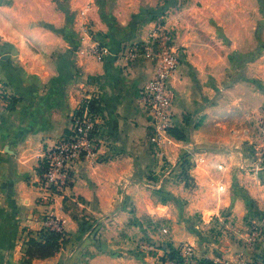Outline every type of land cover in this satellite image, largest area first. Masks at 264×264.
Listing matches in <instances>:
<instances>
[{
	"label": "crops",
	"instance_id": "1",
	"mask_svg": "<svg viewBox=\"0 0 264 264\" xmlns=\"http://www.w3.org/2000/svg\"><path fill=\"white\" fill-rule=\"evenodd\" d=\"M5 1L0 92L16 102L9 109V97L0 98V264H159L167 249L186 243L204 260L240 252L264 261V238L244 245L250 222L264 226V136L256 131L264 40H248V28L242 40H179L187 49L171 80L176 136L160 149L150 142L139 97L155 59H130V47L153 27L130 23L142 0H116L111 9L110 0ZM105 9L114 37L133 29L131 38H94L109 28ZM65 27L69 40L59 36ZM96 43L111 54L98 60ZM88 99L98 107L97 154L75 166L71 185L45 204L43 154ZM46 214L60 220L67 243L49 259L29 260L24 242L44 229ZM217 217L226 223L218 239L209 231Z\"/></svg>",
	"mask_w": 264,
	"mask_h": 264
},
{
	"label": "built area",
	"instance_id": "2",
	"mask_svg": "<svg viewBox=\"0 0 264 264\" xmlns=\"http://www.w3.org/2000/svg\"><path fill=\"white\" fill-rule=\"evenodd\" d=\"M83 16L85 14H82ZM86 27L83 33L87 34ZM161 27L154 29L149 40L135 43L130 47V59L134 61L138 55L155 59L153 77L140 90L139 97L148 114V129L150 142L160 149L173 144L171 132L176 129L174 105L176 95L171 87V80L181 67V55L172 44V40H158L162 36ZM91 53L98 59L111 54V50L100 43L91 48ZM91 99L85 100L72 117L71 127L63 137L43 154L41 164L45 166L40 177L43 190L42 202L49 204L55 194L69 187L72 182V172L84 158H94L99 149L97 140L98 114L89 107ZM264 126V116L261 118ZM219 169H224L219 166ZM45 229L57 233H65L60 220L48 216L44 219ZM168 233L166 229L163 230ZM144 250H152L147 244H142ZM174 254V257L170 255ZM159 264H264L263 260H247L242 256L229 260L215 258L204 260L199 258L191 243L181 244L176 248H169L159 257Z\"/></svg>",
	"mask_w": 264,
	"mask_h": 264
},
{
	"label": "rangeland",
	"instance_id": "3",
	"mask_svg": "<svg viewBox=\"0 0 264 264\" xmlns=\"http://www.w3.org/2000/svg\"><path fill=\"white\" fill-rule=\"evenodd\" d=\"M2 1L0 0V4ZM115 1L110 0L111 4L108 5L110 9L112 6L115 7ZM5 2L13 4L15 1L6 0ZM137 8L138 12L133 14L130 19L132 26L133 24L135 26L146 23L153 24L147 38L144 40H149L150 33L154 29L161 27L163 34L158 40H172V44L175 45L181 55V65L187 47L181 45L179 40H242V33L243 31L246 32V28L249 30L248 40H264V0H142ZM106 9L102 16L108 21L107 25L109 28L106 31H96L94 38L102 41L107 39L128 40L131 38L134 34L133 29L127 33L124 32V35L114 37L115 29L112 26L115 25L110 18L111 11ZM59 31H61L59 36L63 39L69 40L72 38L66 27L59 29ZM1 59L3 60V58ZM4 97H9L8 100H15L16 102V98L13 96L0 92V98L3 100ZM262 109V116H264V106ZM77 110L78 107L74 110L71 120ZM258 125L259 127L256 126V131L260 130L264 136V126L261 124V119L258 121ZM48 216L55 217L46 214L45 218ZM214 222L215 224L211 226L209 231H217V235L214 236L218 239V237L223 235L222 230L225 229L226 223L225 221H219V217L215 218ZM247 235L244 245L250 248L256 247L258 239L261 238L262 240L264 238V226L261 223L250 222ZM237 242L242 241L237 240ZM239 250H242V248ZM235 254L233 257L240 255L250 259L244 253ZM220 255L219 258H224V256L222 257L224 254ZM233 257L225 256V258ZM260 259H264V256L262 257L261 255Z\"/></svg>",
	"mask_w": 264,
	"mask_h": 264
},
{
	"label": "trees",
	"instance_id": "4",
	"mask_svg": "<svg viewBox=\"0 0 264 264\" xmlns=\"http://www.w3.org/2000/svg\"><path fill=\"white\" fill-rule=\"evenodd\" d=\"M107 47L110 49L109 46ZM8 102L10 103L9 104L10 109H13L15 100H8ZM89 107L92 111L98 113V107L96 105V102L90 101ZM174 135L176 136L175 130L171 132V136L174 137ZM44 169L45 166L41 164L39 168L40 177L43 175ZM66 243H67L66 233L61 234L44 228L37 233H30V236L25 243V256L29 260L49 259L55 256V254L60 250L61 246ZM170 256L174 257V254H171Z\"/></svg>",
	"mask_w": 264,
	"mask_h": 264
},
{
	"label": "water",
	"instance_id": "5",
	"mask_svg": "<svg viewBox=\"0 0 264 264\" xmlns=\"http://www.w3.org/2000/svg\"><path fill=\"white\" fill-rule=\"evenodd\" d=\"M2 58H3V59H7V56H3Z\"/></svg>",
	"mask_w": 264,
	"mask_h": 264
}]
</instances>
